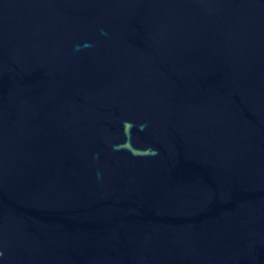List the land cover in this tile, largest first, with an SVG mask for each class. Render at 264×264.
I'll list each match as a JSON object with an SVG mask.
<instances>
[{
	"label": "water",
	"instance_id": "water-1",
	"mask_svg": "<svg viewBox=\"0 0 264 264\" xmlns=\"http://www.w3.org/2000/svg\"><path fill=\"white\" fill-rule=\"evenodd\" d=\"M0 264H264V0H0Z\"/></svg>",
	"mask_w": 264,
	"mask_h": 264
}]
</instances>
